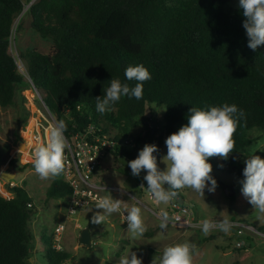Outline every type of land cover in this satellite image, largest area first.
<instances>
[{
  "label": "trees",
  "instance_id": "obj_1",
  "mask_svg": "<svg viewBox=\"0 0 264 264\" xmlns=\"http://www.w3.org/2000/svg\"><path fill=\"white\" fill-rule=\"evenodd\" d=\"M29 2L32 29L50 39L53 49L19 53L27 82L9 46L15 19ZM244 19L237 0H0V107L13 104L17 88H33L55 119L66 122L67 139L89 127L94 132L115 129L118 139L145 122L148 105L166 108L163 127L170 135L176 124L187 123L192 106L235 104L246 119L236 127L229 154L242 153L252 143L248 132L264 130V45L248 47ZM136 64L151 73L143 82L142 99L125 96L112 111L97 112L96 97L111 78L135 84L126 80L124 70ZM152 123L133 135L135 147L110 152L115 164L130 170L123 159L136 158L135 149L148 143L157 145L159 167L163 137ZM230 166L242 180L244 161L231 160ZM11 191L10 198L0 196V264H29L36 249L31 228L36 209L27 206L32 199L23 186ZM70 193L62 172L50 180L45 202ZM44 242L48 264L73 258L53 245L51 232Z\"/></svg>",
  "mask_w": 264,
  "mask_h": 264
},
{
  "label": "rangeland",
  "instance_id": "obj_2",
  "mask_svg": "<svg viewBox=\"0 0 264 264\" xmlns=\"http://www.w3.org/2000/svg\"><path fill=\"white\" fill-rule=\"evenodd\" d=\"M31 2L25 3L21 15L15 19L9 46V53L15 58L18 70L25 74L27 82L29 79L19 53L25 49H35L46 54L51 53L53 49V42L42 38L30 25L28 5ZM13 100L12 105L0 107V173H10L8 180L0 174V196L10 198L13 196L12 187L23 186L32 199L31 205L36 209V214L32 219L31 228L37 239L35 253L30 257L29 264H48L44 240L47 233L53 234L54 227L60 223L64 224V230L58 245L60 249L73 256L72 259L61 264H118L119 259L129 250L137 253L142 264H151L154 256L158 257L162 254L164 247L185 242L191 246V264H230L234 261H238L239 264H264V238L262 237L247 232L238 235L231 230L227 233L215 231L204 235L201 228L181 229L170 223L161 229L159 212L161 209L164 210L165 204L155 205L146 196L147 183L143 180L145 171L142 169L140 176H133L131 170L112 164L113 159L115 160L112 154L102 157L99 176L102 174L108 183L112 182L131 191L132 194L124 195L128 200L121 199L120 212L112 213L105 221L97 224L93 222L92 217L102 210L95 208V202L82 206L75 215L67 213L63 199H50L45 202L47 187L54 176L41 178L35 172L32 165L33 150L36 144L45 143L48 140L49 126L56 119L53 115L54 120L50 118L41 95L33 88L23 90L17 88ZM163 108V106L148 105L145 122L136 127L130 136L122 137L130 138L144 130V123L152 125V122H155L153 129L163 137L161 154L158 158L161 170L166 168L162 157L167 152L165 139L168 136L163 127L164 110H160ZM148 120L151 121L148 122ZM182 125V123L176 124L175 131ZM114 132H116L115 129L108 131L111 135ZM35 133L40 134L39 141L38 138H34ZM248 136L252 139V143L244 152L229 154L227 159L217 156L209 157L212 164L211 175L217 181L215 191H208L207 186L203 194L190 187L178 189L184 198L185 205L193 211L195 219L231 217L253 224L264 232V212L253 207L242 195L241 180L233 175L230 166L231 160L244 161L245 157L252 154L262 157L264 130L253 128L248 132ZM142 147L135 149L136 155ZM11 160H14V163ZM123 161L125 165H128L127 162L130 160L123 159ZM227 191L234 194L227 196ZM116 196L118 197V194ZM125 202L129 205L137 204L141 208L146 231L137 239L130 237L127 222H121ZM85 226H88L95 236L89 246L78 243L80 232ZM53 241L55 242L54 238ZM237 241L244 242L243 247H236Z\"/></svg>",
  "mask_w": 264,
  "mask_h": 264
},
{
  "label": "clouds",
  "instance_id": "obj_3",
  "mask_svg": "<svg viewBox=\"0 0 264 264\" xmlns=\"http://www.w3.org/2000/svg\"><path fill=\"white\" fill-rule=\"evenodd\" d=\"M237 7L245 18L242 26L248 38L247 45L256 50L264 45V0H237ZM124 75L127 81H135V84L111 78L103 95L96 97L97 112L104 114L112 111L114 105L125 96L129 99H142L143 82L151 79V73L143 64H136L128 65ZM244 119L245 112L235 104L224 103L204 108L192 106L188 110L187 123L165 139L167 152L162 160L166 168L161 170L157 165V157L153 154L158 150L157 145L146 143L136 158L127 162L131 174L138 177L142 169L145 171L143 180L157 205L167 204L176 195L175 190L184 187L202 194L206 186L208 191H215L217 181L211 175L209 157L228 158L235 147L233 134L239 122ZM66 128L64 120H56L49 126L48 140L34 146L32 165L41 178L57 176L63 172L65 149L68 146L64 135ZM244 165L240 191L253 207L264 212V158L256 154L249 155L245 157ZM95 208L102 210L92 217L93 222L99 224L112 213L121 211V199L113 198L112 195L103 196L96 200ZM123 212L130 237H141L146 231L141 208L137 204L125 203ZM159 216L160 228L163 229L169 219L168 212L161 209ZM232 226L228 219L220 222L206 219L201 229L204 235H208L214 228L227 233ZM191 261V246L185 242L164 247L162 254L154 256L151 264H191ZM118 264H142V260L135 251L129 250L119 259Z\"/></svg>",
  "mask_w": 264,
  "mask_h": 264
},
{
  "label": "built area",
  "instance_id": "obj_4",
  "mask_svg": "<svg viewBox=\"0 0 264 264\" xmlns=\"http://www.w3.org/2000/svg\"><path fill=\"white\" fill-rule=\"evenodd\" d=\"M47 109V107L44 105ZM50 118L54 120L52 114L47 109ZM40 137L39 133L34 134V138ZM67 148L65 149V160L63 179L71 188V193L61 198L65 202L66 211L68 214L75 215L82 206H87L96 200L103 197L101 191L110 190L113 191L115 188L108 185H99L93 181V173L96 171L101 163L102 157L111 151L115 150L117 146H129L135 147L133 136L130 138L119 137L115 139L114 134L111 135L108 132H94L92 127H89L83 133H76L71 138L67 139ZM155 156L157 154L153 153ZM146 196L151 199L154 203L151 194L147 188ZM155 204V203H154ZM157 205V204H155ZM30 207L31 203H27ZM165 211L168 212V222L171 225L181 229L188 228H201L204 220H197L193 216V211L185 205L184 202L179 203L174 198L165 204ZM223 219H228L233 225L230 229L238 235H242L245 232L264 238V232H261L255 225L250 223L241 222L237 219L219 218V219H208L215 222H220ZM121 222H127L124 219V213L121 215ZM64 230V224H58L53 229V245L60 249L58 245L60 242V236ZM219 232V229H212L210 232ZM236 247L241 248L244 242L237 241Z\"/></svg>",
  "mask_w": 264,
  "mask_h": 264
},
{
  "label": "crops",
  "instance_id": "obj_5",
  "mask_svg": "<svg viewBox=\"0 0 264 264\" xmlns=\"http://www.w3.org/2000/svg\"><path fill=\"white\" fill-rule=\"evenodd\" d=\"M108 154H112V153H108ZM107 155V154H106ZM112 164H115V160L113 159V161H112ZM101 165H102V162L100 163V165L98 166V168L96 169V171L93 173V181L95 182V183H97L98 181H97V179L95 180V178H98L100 181L97 183V184H99V185H108V186H113L114 188H115V190H113V191H110V190H103V191H101V195H103V196H106V195H112L113 196V198H120V199H124V200H126L127 198L126 197H124V195H130V194H132L131 193V191H129V190H127V189H123V188H121L120 186H118V185H115L114 183H112V182H110V183H108V181H106L104 178H103V176H102V174L99 176V172H100V170H101ZM131 170V169H130ZM102 172V171H101ZM99 176V177H98ZM97 181V182H96ZM125 193H129V194H125ZM118 194V197L116 196ZM128 200V199H127ZM125 203H128V202H125ZM85 227H88V226H85Z\"/></svg>",
  "mask_w": 264,
  "mask_h": 264
},
{
  "label": "water",
  "instance_id": "obj_6",
  "mask_svg": "<svg viewBox=\"0 0 264 264\" xmlns=\"http://www.w3.org/2000/svg\"><path fill=\"white\" fill-rule=\"evenodd\" d=\"M22 13V12H21ZM20 13V15H21ZM19 15V16H20ZM18 16V17H19ZM17 17V18H18ZM38 93V92H37ZM39 94V93H38ZM22 145V144H21ZM21 147V146H20ZM2 177H4L5 179H9L10 178V173L9 172H1L0 173ZM165 187L167 188L168 186L165 185ZM176 191V190H175ZM232 194H234L233 192H228L227 191V196H232ZM175 200H177V202L182 203L184 202V198L176 191V195L174 197ZM95 238L92 230H90L88 227H84L81 232L80 235L78 237V243L81 245H85V246H89L92 242V240Z\"/></svg>",
  "mask_w": 264,
  "mask_h": 264
},
{
  "label": "bare ground",
  "instance_id": "obj_7",
  "mask_svg": "<svg viewBox=\"0 0 264 264\" xmlns=\"http://www.w3.org/2000/svg\"><path fill=\"white\" fill-rule=\"evenodd\" d=\"M38 141H39V138H38ZM37 142V141H36Z\"/></svg>",
  "mask_w": 264,
  "mask_h": 264
}]
</instances>
